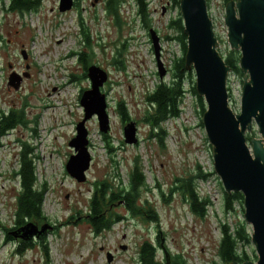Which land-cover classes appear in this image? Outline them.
Here are the masks:
<instances>
[{
    "label": "rangeland",
    "instance_id": "obj_1",
    "mask_svg": "<svg viewBox=\"0 0 264 264\" xmlns=\"http://www.w3.org/2000/svg\"><path fill=\"white\" fill-rule=\"evenodd\" d=\"M9 1L0 0V108L6 114L21 111L19 116L25 124L17 125L1 140L0 223L7 227L13 224L17 182L12 173L17 169L22 143H26L34 158L37 183H46L42 209L54 222L55 230L45 240L47 257L40 244L13 254L16 246L4 245L0 231V264H140L144 242L156 247L160 264L175 260L183 264H228L220 262L216 253L220 228L228 224L232 232L244 221L238 219L239 210L244 219V209L239 202L234 203V212L227 213L223 208L222 184L214 172L212 150L199 126V108L187 83L179 117L162 125L167 133L164 146L151 138L144 123L148 107L145 95L159 81L149 30L159 39L158 60L165 69L161 80L170 82L169 69L180 57V50L176 41L166 40L172 35L167 25L179 9H172L170 0H154L152 5L145 0L150 21L149 28H144L135 15V0H121L119 20L105 13L103 0H76L66 12H59V0H39L35 12L23 13L11 12ZM210 5L222 11L227 3L211 0ZM214 29L217 50L223 56L231 51L227 28L220 24ZM91 65L108 75L103 93L110 129L104 135L95 118L86 121L91 163L86 181L78 183L67 174L65 164L74 154L68 143L83 119L79 100L81 92L90 88L85 69ZM14 73L20 80L16 89L8 85ZM244 81L245 76L228 75L229 107L235 114L239 113ZM118 102L125 104L129 120L137 127L138 142L134 146L124 143L127 122L123 123L117 113ZM251 133L253 139H262L254 124ZM135 158L140 161L146 186L139 203L154 208L158 226L146 222L145 216L132 217L117 207L112 211L121 220L99 234L92 232L75 214L86 213L94 184L107 182L114 189L127 188ZM197 165L209 174L206 180L196 181L199 197L209 200L204 218L192 214L178 193L167 201L171 187L177 180L195 175ZM246 228L251 237L252 226L246 224ZM244 250L252 256L254 246Z\"/></svg>",
    "mask_w": 264,
    "mask_h": 264
},
{
    "label": "water",
    "instance_id": "obj_2",
    "mask_svg": "<svg viewBox=\"0 0 264 264\" xmlns=\"http://www.w3.org/2000/svg\"><path fill=\"white\" fill-rule=\"evenodd\" d=\"M72 7L73 0H59V12L69 11ZM179 11L187 37L185 67L193 73L196 92L204 100L202 124L212 150L214 172L226 193L240 192L243 195L244 220L252 226L250 241L257 259L242 264H264V0L231 1L225 6L222 19L227 28L229 48L240 53L239 68L245 76L238 114L229 107L227 78L230 69L217 50L218 42L207 15L206 0H180ZM149 37L161 80L165 69L158 60L159 39L153 30H149ZM22 55L25 57L24 53ZM86 75L90 88L81 93L79 100L83 119L76 124L75 136L68 143L74 154L65 164L67 174L78 183L86 181L91 163L86 121L95 118L99 132L104 135L110 129L106 97L100 91L108 75L95 65L87 68ZM19 81L12 74L8 85L16 89ZM252 124L261 140L252 138L247 141ZM123 139L129 146L137 144L134 122L123 127ZM47 229H50L49 225L38 229L29 222L9 235L30 241L45 234ZM165 258L168 261V255ZM107 261H111L109 254Z\"/></svg>",
    "mask_w": 264,
    "mask_h": 264
},
{
    "label": "trees",
    "instance_id": "obj_3",
    "mask_svg": "<svg viewBox=\"0 0 264 264\" xmlns=\"http://www.w3.org/2000/svg\"><path fill=\"white\" fill-rule=\"evenodd\" d=\"M105 13L111 15L115 20H119L118 12L121 0H103ZM170 7L172 9H179L180 0H170ZM224 4L235 0H223ZM39 0H10L9 10L12 12H35L38 7ZM137 11L135 15L140 19L144 28H149V19L146 12L145 0H135ZM149 20V21H148ZM168 29L172 30V35L166 37L167 41H176L180 50V57L173 60L169 74L170 82L159 81L154 88L145 95V101L148 105L144 116V123L149 127L151 138H156L161 145L164 144L166 138V131L162 125L169 119L179 117L181 111L179 109L180 103L185 96V83L188 85L189 92L193 95L199 108L200 122L199 126L203 127L202 117L205 112V104L202 97L196 92L194 75L191 71H187L185 67V55L187 51V37L184 34V28L180 13L176 17L171 18L168 23ZM222 56V54H221ZM225 65L230 69V73L238 78L244 76L239 68L240 53L235 50L229 51L223 55ZM82 60V59H81ZM116 64L117 60L114 59ZM89 67V66H88ZM87 67V68H88ZM87 68L85 71L87 72ZM87 76V75H86ZM229 91V90H228ZM116 110L123 123L130 122L128 111L123 102H118ZM21 111H10L4 115L0 111V140L4 138L7 133L15 129L17 125H24L25 122L22 116H19ZM253 133L247 134L246 139L249 141L253 138ZM106 136H104V139ZM106 140V139H105ZM207 140H205L206 142ZM164 146V145H163ZM1 148V145H0ZM110 152V151H109ZM209 174L203 173L201 168L197 165V172L195 175L187 179H179L174 187H171L168 200L172 198L173 193H178L183 202L188 205L190 212L197 217L204 218L206 216L208 199H201L196 191V181L207 179ZM12 178L17 182V189L15 194V209L13 215L14 228L8 230L3 228L5 234V242L11 239L9 232L20 228L26 223L40 224L41 221H47L48 218L42 211V201L47 191L46 183L38 185L35 173L34 158L31 155L28 145L22 143V151L19 154L18 166L16 171L12 173ZM221 185V183H220ZM145 186V177L140 166V161L135 158L133 168L129 174V183L127 188L114 189V186L107 182L94 184V190L89 199L90 214L85 218V222L91 226L94 233L99 234L121 220L120 215L113 214L110 206L116 203L124 205L126 212H129L132 217L145 216V221L157 223L158 217L151 205L143 206L139 203V197L142 189ZM223 200V208L229 213L233 210L235 202L241 203L243 207V195L240 192L226 193L220 186ZM161 198L166 199V196L161 193ZM123 201V202H121ZM100 203L103 204V214L100 209ZM244 209V208H242ZM244 212V210H243ZM77 217H82L80 215ZM102 214V215H101ZM74 220V217H70ZM78 219V218H77ZM71 223V222H70ZM221 238L218 241L216 253L220 262L223 263H238L242 264L248 261H256L257 257L253 251L252 256H249L244 250L246 246H251L250 236L248 234L246 223L243 221L237 224L233 231L227 224L221 225ZM58 227V226H56ZM55 230V228H54ZM158 244L160 242V233L157 237ZM44 253L47 254V246L43 241L41 244ZM33 244L28 242H21V245H16L14 252L22 254L27 249H32ZM140 264H160L156 260V247L149 242H144L140 248L139 254ZM172 264H183L180 260H175Z\"/></svg>",
    "mask_w": 264,
    "mask_h": 264
},
{
    "label": "flooded vegetation",
    "instance_id": "obj_4",
    "mask_svg": "<svg viewBox=\"0 0 264 264\" xmlns=\"http://www.w3.org/2000/svg\"><path fill=\"white\" fill-rule=\"evenodd\" d=\"M75 1L76 0H74V4H73V6L75 5ZM11 11V10H10ZM12 12V11H11ZM14 75H15V73H14ZM15 78H17V76L15 75ZM18 79V78H17ZM107 82V81H106ZM105 82V83H106ZM103 84V86L101 87V89H100V91H101V93H103V89L105 88V85L106 84ZM86 90H88V89H86ZM85 91V90H84ZM83 92V91H82ZM81 92V93H82ZM104 94V93H103ZM0 111H2V109L0 108ZM0 145H1V140H0ZM121 202H123V201H121ZM100 205V209H101V211H102V214H103V204L102 203H100L99 204ZM117 207H122L123 209H124V205L123 204H121V203H116V204H113L112 206H110V209L112 210L113 208H117ZM79 214V212L78 213H76L75 215H78ZM90 214V210H89V207L87 208V211H86V213L84 214V213H82V217H78V220H81L83 223H86L85 222V218H87L88 217V215ZM101 214V215H102ZM49 225L50 226V229H47L46 230V232H45V234H43V235H41V236H39V237H37V238H33L32 240H30V241H23V240H21V239H19V238H14V237H12V236H10L11 237V239H9L8 241H6L5 242V234H4V231H3V227L5 226V225H3L2 223H0V231L2 232V234H1V236H2V242H3V244L4 245H11V244H14L15 246L16 245H21V242H28V244H33L34 246L37 244H41L43 241L45 242V240H46V238H47V235H48V233H50V232H52L53 231V229H54V222H51V221H49V220H47V221H41V223L40 224H37L36 226L38 227V229H40L43 225ZM87 224V223H86ZM87 226L89 227V229L92 231V232H94L93 230H92V228H91V226L90 225H88L87 224ZM14 248L12 249V252H13V254H17V253H15L14 252Z\"/></svg>",
    "mask_w": 264,
    "mask_h": 264
},
{
    "label": "built area",
    "instance_id": "obj_5",
    "mask_svg": "<svg viewBox=\"0 0 264 264\" xmlns=\"http://www.w3.org/2000/svg\"><path fill=\"white\" fill-rule=\"evenodd\" d=\"M154 3V0H150V1H148V4L149 5H152ZM211 0H206V11H207V15H208V17H209V19L211 20V22H212V26H213V32H214V35H215V29H214V27H215V25L217 26V25H225V23L222 21V19H223V16H224V13H225V7H224V9L222 8V11H220V8H211ZM217 42H218V39H217ZM206 180V179H205ZM201 181H203V180H201ZM198 194V193H197ZM199 196V195H198ZM204 199H207V198H204ZM210 205H208L207 206V208L209 207ZM233 212L235 211V207H234V205H233V210H232ZM230 213V212H229ZM240 217H242V220H244L243 219V216L241 215V213H240V210L238 211V219L240 218ZM228 225V224H227ZM229 226V228H230V232H231V230H232V227L230 226V225H228Z\"/></svg>",
    "mask_w": 264,
    "mask_h": 264
}]
</instances>
